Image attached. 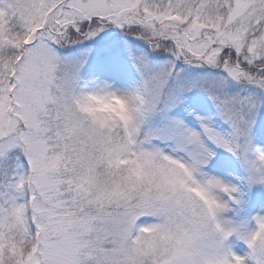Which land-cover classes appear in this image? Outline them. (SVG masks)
Returning <instances> with one entry per match:
<instances>
[{
  "label": "snow or ice",
  "instance_id": "1",
  "mask_svg": "<svg viewBox=\"0 0 264 264\" xmlns=\"http://www.w3.org/2000/svg\"><path fill=\"white\" fill-rule=\"evenodd\" d=\"M0 264H264V0H0Z\"/></svg>",
  "mask_w": 264,
  "mask_h": 264
}]
</instances>
